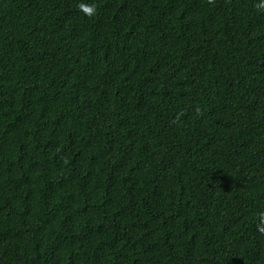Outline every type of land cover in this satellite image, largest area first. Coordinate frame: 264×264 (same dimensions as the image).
Wrapping results in <instances>:
<instances>
[{
  "label": "trees",
  "instance_id": "16d2710c",
  "mask_svg": "<svg viewBox=\"0 0 264 264\" xmlns=\"http://www.w3.org/2000/svg\"><path fill=\"white\" fill-rule=\"evenodd\" d=\"M257 4L0 0V264H264Z\"/></svg>",
  "mask_w": 264,
  "mask_h": 264
},
{
  "label": "clouds",
  "instance_id": "9594fccd",
  "mask_svg": "<svg viewBox=\"0 0 264 264\" xmlns=\"http://www.w3.org/2000/svg\"><path fill=\"white\" fill-rule=\"evenodd\" d=\"M77 7L82 13H84L88 17L94 16L96 14V11H97L96 5L94 3L85 4V3L81 2L78 4ZM257 7L260 10H264V0H258ZM259 222H260V224L258 225L259 231L261 233H264V227L260 226V225H264V213L259 214Z\"/></svg>",
  "mask_w": 264,
  "mask_h": 264
}]
</instances>
